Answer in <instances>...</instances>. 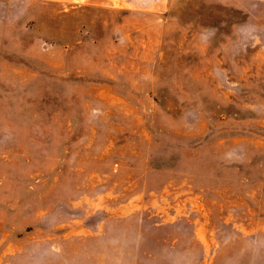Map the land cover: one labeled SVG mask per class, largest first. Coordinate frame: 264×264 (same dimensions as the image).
Masks as SVG:
<instances>
[{"label": "rangeland", "instance_id": "1", "mask_svg": "<svg viewBox=\"0 0 264 264\" xmlns=\"http://www.w3.org/2000/svg\"><path fill=\"white\" fill-rule=\"evenodd\" d=\"M0 264H264V0H0Z\"/></svg>", "mask_w": 264, "mask_h": 264}]
</instances>
